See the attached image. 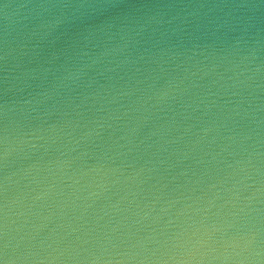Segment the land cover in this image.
<instances>
[{
	"label": "water",
	"instance_id": "1",
	"mask_svg": "<svg viewBox=\"0 0 264 264\" xmlns=\"http://www.w3.org/2000/svg\"><path fill=\"white\" fill-rule=\"evenodd\" d=\"M0 264H264V0H0Z\"/></svg>",
	"mask_w": 264,
	"mask_h": 264
}]
</instances>
